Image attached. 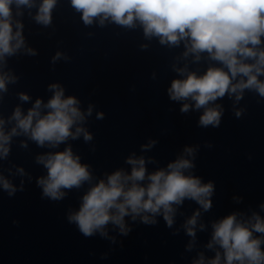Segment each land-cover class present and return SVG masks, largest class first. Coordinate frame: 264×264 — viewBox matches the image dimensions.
<instances>
[{
	"label": "clouds",
	"instance_id": "1",
	"mask_svg": "<svg viewBox=\"0 0 264 264\" xmlns=\"http://www.w3.org/2000/svg\"><path fill=\"white\" fill-rule=\"evenodd\" d=\"M57 2L0 0V100L8 92V85L19 79L10 70L5 71L8 58L21 50L29 56L38 54L36 49L27 46L23 34L25 10L36 24L49 27ZM70 5L80 14L85 26L96 23L104 27L107 22L129 30L139 27L145 39L155 37L160 45L178 48L183 44V59L191 56L197 64L202 60L211 61L203 72L190 70L187 64L183 67L173 64V71L181 78L173 79L167 89L171 100L183 102L181 113L203 110L199 127H219L224 108L216 101L226 95L234 101L237 118L245 109L235 105L246 91L264 100V0H70ZM147 47L141 45V49ZM61 59L70 58L57 51L51 62L55 64ZM47 91L52 95L46 103L38 97L26 113L17 105L7 121L0 116V159L9 156L14 136H24L38 147L49 149H57L81 136L85 143L93 140V134L85 125L94 105L89 104L86 111L82 110L77 96L66 95L65 87L59 82L50 83ZM17 95L21 102L31 99L25 92ZM104 116L103 111L96 113L98 120ZM6 122H14L10 131H5ZM156 143L149 140L142 144L141 153L150 151ZM20 146L27 148V142L22 140ZM206 147L212 145L207 143ZM196 152L197 147L185 146L166 167L149 171L148 164L158 163L155 158L133 151L125 158L127 169L120 167L105 172L103 178L93 183L91 165L82 162L81 156L68 144L63 150L48 151L36 157V163L47 170L46 176L37 178L36 183L42 189V198L53 201L64 199L72 189L90 185L81 197L78 210L68 214V222L75 224L84 237L99 233L115 243V237H109L108 226L127 236L132 229L126 217L133 222L139 219L143 224L155 225L156 217L162 216L166 226L171 228L178 207L185 200L195 201L205 212L212 208L215 183L211 180L204 183L193 174ZM17 172L26 175L23 168H17ZM0 188L9 197L18 190L2 174ZM19 190L23 191V181ZM259 207L264 211V203ZM200 209L183 225L192 238L189 249L195 242ZM242 216L243 213L232 212L211 223V239L206 248L215 255L208 264H264V216L255 211L247 219L238 218ZM199 228L203 230L205 225L200 223ZM204 260L201 252L192 264H204Z\"/></svg>",
	"mask_w": 264,
	"mask_h": 264
}]
</instances>
